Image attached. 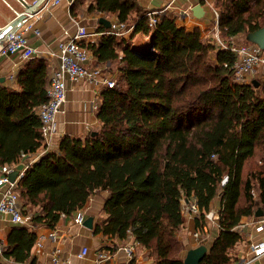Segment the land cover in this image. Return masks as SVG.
Segmentation results:
<instances>
[{"label":"trees","instance_id":"16d2710c","mask_svg":"<svg viewBox=\"0 0 264 264\" xmlns=\"http://www.w3.org/2000/svg\"><path fill=\"white\" fill-rule=\"evenodd\" d=\"M78 5L72 4L75 14ZM216 7L225 38L244 42L242 35L264 26V0H216ZM89 9L117 13L131 36L149 41L135 47L100 22L106 34L81 42L98 64L118 61L115 85L102 89L100 129L65 135L25 171L16 187L33 226L13 225L3 257L25 262L39 239L36 226L54 229L62 214L106 191L95 234L132 235L156 264H185L182 200L197 203L202 228L223 183L218 234L200 264H232L242 217L264 211V82H232L235 53L204 40L198 27L178 25L170 13L151 26L137 0H93ZM49 74L48 60L35 56L20 69L18 89L0 86V167L42 146L37 110L48 98Z\"/></svg>","mask_w":264,"mask_h":264},{"label":"crops","instance_id":"0c3cea01","mask_svg":"<svg viewBox=\"0 0 264 264\" xmlns=\"http://www.w3.org/2000/svg\"><path fill=\"white\" fill-rule=\"evenodd\" d=\"M74 1H52L50 3V11L44 18L38 19L35 23V28L39 30V33H36L34 29L26 30V35L29 37L31 45L38 51L36 57H44L48 60L49 78L58 63L55 55L58 53L59 43L70 39L77 31L74 19H80L82 23L88 26L91 32L98 31L97 27L101 17L106 18L111 24L115 20H119L117 13L106 14L90 10L89 6L93 3V0H79L77 13L75 14L72 11ZM137 2L140 7L147 11H159V15L164 13L174 15L177 24L180 26H185L188 29L198 27L204 40L211 42L213 27L217 17L216 13L220 15V9L216 7V0H137ZM12 7L17 10L23 8L19 0H0V24L5 23L14 16L15 12ZM196 7H198L197 12L194 11ZM200 24H202L203 28ZM106 26L111 29V25L108 26L106 24ZM132 31L133 29H130L123 35L131 38L135 47H146L143 44L145 40L141 42L140 38L137 39L138 34L135 37L131 36ZM99 38L98 36H92L85 41L94 42ZM136 39L137 41H135ZM144 39H148L147 42L149 41L147 36H144ZM27 61L21 56L20 52L12 55H0V86H11L18 89L17 77L20 69ZM90 64L91 66L100 65L104 67L106 73L110 75H118V61L98 64L93 56ZM67 87V100L63 105L62 111L57 115V131L52 137V150L58 148L60 140L65 135L78 137L88 134L93 135L100 129L101 125L98 118V109L102 102V91L98 92L96 85L84 78L78 80L67 79ZM18 165L20 166V164ZM222 184L219 185L218 193L211 203L210 210L217 213L221 206ZM255 194L258 196V190L255 191ZM106 195V191L92 195L83 207L86 218L94 217V226L103 215L102 208ZM1 196L2 194H0V199ZM182 204L185 222L178 231V236L186 245L182 253L185 257L189 248L195 247L203 241L200 240V243L194 236L195 231L204 233V228L206 227L209 231V236L206 238L207 245H209L218 234L219 228L217 220H206L202 228L197 226L196 215L188 211L184 203ZM262 215H244L242 217L238 225L242 236L230 249L233 259L232 264H239L251 257L250 245L264 241V229L257 230L253 223L257 217ZM13 225L14 223L11 221L10 216L0 212V239L5 241ZM30 225L33 226L32 222ZM36 228L39 232V239L32 249L31 257L25 262H16L12 259H6L0 254V264H96L98 254L102 250H109L112 255L101 264H156L155 257L150 254V251L144 245L136 242L132 235L126 240H119L102 234H95L94 228L90 229L84 224L75 223L74 213L70 215L62 214L59 224L54 229L45 225H38ZM54 231L56 232L55 235L51 236L50 233ZM128 244H134L136 247L133 258H129L125 251L121 249V247ZM118 247H120V250H117ZM84 248H87L88 252L83 256H79ZM251 264H264V255L254 260Z\"/></svg>","mask_w":264,"mask_h":264},{"label":"built area","instance_id":"2783aa9c","mask_svg":"<svg viewBox=\"0 0 264 264\" xmlns=\"http://www.w3.org/2000/svg\"><path fill=\"white\" fill-rule=\"evenodd\" d=\"M52 1L56 2L58 0H19L23 8L17 10L12 7L15 15L5 23L0 24V55H12L20 52L21 56L28 60L38 54L36 48L31 45L30 39L26 35V30L34 29L36 33H39V30L35 28V23L38 19L44 18L50 11V3ZM147 16L151 26L158 23L159 11H148ZM216 16L211 42L217 48L230 50L235 53L237 59L233 65L235 77L232 82L244 83L253 80L254 76L259 74L264 68V49L257 44L240 42L237 36L225 38L221 33L219 14L216 13ZM74 21L77 31L73 37L59 43L58 53L55 55L58 63L50 75V83L47 90L48 98L37 110L41 121L43 144L35 152H22L16 163L5 164L0 170V194H2L0 212L8 214L14 224H31L32 214L23 211L21 197L16 186L18 179L23 176L25 171L39 160L42 155L53 148L52 137L57 131V115L62 111L63 105L67 100V79L78 80L84 78L95 84L98 92H101L104 86H114L116 83V76L106 73L104 67L100 65L91 66L92 52L87 47L81 45L82 41L92 36L101 37L106 33L99 30L91 32L88 26L82 23L80 19H74ZM200 26L202 27V24ZM130 29L132 27L128 26L125 22L115 20L112 22L111 29L107 33L123 35ZM14 170H19V175L15 181H11L9 175ZM189 202L186 201V198L182 200L187 210L194 213L197 217L200 214L197 203ZM217 218L218 213L212 210L205 214V219L208 221H216ZM85 220L86 213L84 208H80L74 212L75 223L83 225ZM253 223L257 230L264 229V214L261 217H257ZM55 233L54 231L50 235L53 236ZM194 236L201 243L200 240H204L209 236V231L205 227L204 233L195 231ZM4 248L5 241L4 239H0V254L2 255ZM121 249L125 251L129 258H133L136 252L134 244L125 245ZM117 250H120V247ZM87 252L88 249L84 248L79 256H83ZM250 252L252 256L239 264H251L254 260L263 256L264 241L252 243L250 245ZM111 255L112 253L109 250L100 251L96 264H101L104 260L109 259Z\"/></svg>","mask_w":264,"mask_h":264},{"label":"water","instance_id":"95a60500","mask_svg":"<svg viewBox=\"0 0 264 264\" xmlns=\"http://www.w3.org/2000/svg\"><path fill=\"white\" fill-rule=\"evenodd\" d=\"M197 8L198 7H196L194 11L197 12ZM99 21L107 24L108 26L111 25L110 21H108L104 17H101ZM246 36L247 39L253 40L254 42H256L257 45H259L261 48L264 49V26L255 31L247 33ZM18 175H19V170H14L9 175L10 180L15 181ZM186 201H189V199H186ZM262 213L263 211H259L257 215H262ZM84 225L90 229H93L94 217L93 216L87 217L84 222ZM208 250H209V246L205 243H201L195 247L189 248L184 257L185 264H200L203 258L205 257V255L207 254Z\"/></svg>","mask_w":264,"mask_h":264},{"label":"rangeland","instance_id":"374dc122","mask_svg":"<svg viewBox=\"0 0 264 264\" xmlns=\"http://www.w3.org/2000/svg\"><path fill=\"white\" fill-rule=\"evenodd\" d=\"M11 13H13V12L11 11ZM137 36H138L137 39L140 38L141 42L143 40H145V41H143V44L146 46L148 43L147 42L148 39H144V35H142V34H138ZM137 39L135 41H137ZM241 40L246 42V43H249V44H256V42H254L253 40L247 39L246 34L241 36ZM212 55H214V53ZM117 76L118 75H116L115 80H117ZM254 79L264 82V68L261 70V72L259 74L254 76Z\"/></svg>","mask_w":264,"mask_h":264}]
</instances>
